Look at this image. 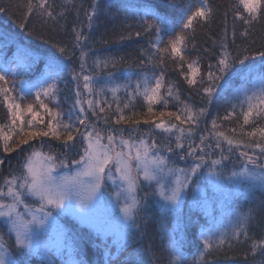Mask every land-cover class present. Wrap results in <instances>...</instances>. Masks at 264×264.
<instances>
[{"label": "snow or ice", "instance_id": "snow-or-ice-1", "mask_svg": "<svg viewBox=\"0 0 264 264\" xmlns=\"http://www.w3.org/2000/svg\"><path fill=\"white\" fill-rule=\"evenodd\" d=\"M177 3L181 6L180 16L173 22L153 4L118 0L102 7L99 0H92L85 12L87 27L92 30L95 20L103 14L113 22L119 21L124 28H131L127 22L135 20L143 33L154 31L155 38L149 44L151 51L142 50L141 55L145 59L139 63L155 69L164 67L166 60L175 62L186 84L189 87L198 85L197 91L203 94L208 104L212 103L214 94L231 91V100L235 102L219 119H235L239 127L229 129L230 135L221 130L217 118H213L209 135L215 140V148L220 150V154L213 158V152L206 151L213 145L205 144L204 135L200 136L198 145H193L190 140L200 118L207 112L206 107L195 109L185 103L177 111L155 110L156 105L167 108L168 97L177 102L180 99L176 85L166 81L163 72L159 75L155 71L145 74L134 84L127 77L124 82H117L118 77L107 72L101 81L97 79L101 69L116 68L127 61L123 57L103 60L97 57L93 61L97 72L85 74L88 71L90 53L87 41L90 36L75 25L72 33L73 48L79 49L78 72L66 63L73 54L66 45L53 42L55 52L39 55L26 45L17 43L10 60L0 58V103L7 110V123L0 124V143L6 154L17 149L24 152L21 145L32 151L25 156L20 174H11L0 184V225L6 229L7 235L6 239L5 232L0 231V264H30L31 258L36 256L43 257L46 264H54L50 256L53 249L61 258V264H86L77 238L58 222L60 216L76 218L103 238L107 245L103 249L105 264H155L156 255L150 245L147 248L136 247L120 259V254L127 251L136 233H140L143 239L141 229L147 227L141 220L148 207L149 193L139 195L142 185L152 189L151 195L158 198L155 202L161 210L159 226L161 239L165 241L167 264H187L188 257L182 251L186 244L185 233L196 222L190 216L184 220L182 205L190 192L194 205L200 206L203 194L199 184L202 180L221 192L225 183L239 185L243 191L229 190L226 201L243 195L248 208L244 212H235L226 203L221 218H209L207 227H201L199 239L202 247L194 256L193 264H201L213 254L222 252L225 245L232 248L234 242H241V237L244 242L250 241L252 255L259 252L264 256V236L256 239L249 233L258 216L264 215V50L251 51L247 45H237L234 24L231 38L236 47L233 52L225 27L215 62L209 63L206 74H201L199 57L188 59L186 49L190 42L195 47L196 28L212 22L214 8L210 0H163L160 6L174 11ZM16 6L23 9L25 21L35 15L42 24L55 25L74 5L72 0H63L57 11L50 0H21ZM232 7L235 9L234 22L239 21L242 25L239 36L241 40H248L253 25L264 20V0H236ZM8 10L0 4V12ZM116 26L114 23L113 28ZM19 27L27 30L26 23ZM142 32L137 30L135 36L140 37ZM27 34L33 36L31 31ZM132 35V32L120 34L119 39H130ZM36 38L43 39V36ZM9 41L14 42L15 38L0 33V51ZM41 61L43 68L35 80L31 83L18 81L19 76L32 71ZM68 75L76 82V99L65 119L58 103L50 107L49 102L58 100L60 84L66 82ZM237 79L240 81L238 88L233 85ZM121 90L127 97L123 102L118 95ZM106 93H111L116 103L115 114L111 116L106 113L112 105L101 99ZM138 98L143 100L145 111L133 110ZM125 110H130V114H125ZM88 112L96 118L95 121L89 119ZM96 121L105 125L110 121L114 125H129V137L123 135L126 129L113 127L107 128L105 136ZM141 124L152 125L170 136L176 133L175 148L181 152L184 141L188 140L187 156L193 163L187 168L177 167L154 140L149 143L143 135L138 140L133 139L132 133L139 132ZM245 126H250L251 130H245ZM41 138L58 141L65 150L63 158L43 151ZM33 140L41 141V149L30 144ZM225 144L228 146L227 154L223 147ZM234 150L239 152L241 166L226 175L225 161L231 159ZM165 151L173 153L174 149L167 146ZM179 158L185 160L186 157L180 155ZM3 164L4 160L0 159V165ZM208 203L205 196L203 207L207 208ZM169 213L174 225L171 229L167 226ZM225 219L227 224L223 222ZM109 236L112 238L110 245L107 244ZM112 247L116 252L111 251Z\"/></svg>", "mask_w": 264, "mask_h": 264}, {"label": "trees", "instance_id": "trees-1", "mask_svg": "<svg viewBox=\"0 0 264 264\" xmlns=\"http://www.w3.org/2000/svg\"><path fill=\"white\" fill-rule=\"evenodd\" d=\"M51 3L59 11L60 7L63 5V0H50ZM118 2V0H99V3L103 7L108 3ZM129 3H147L156 5L158 10L165 13L169 18L175 22L180 16V4L174 6V11H169L168 8L160 6L163 0H125ZM21 3V0H0V4L8 7L7 12H0V33H4L9 37H14L15 41L6 42L7 46L0 51V58L4 60H10L16 49L17 43L26 45L33 52L39 55H45L47 52H55L52 48L53 42H59L62 45H66L70 52L73 53L70 59L66 61L70 69H75L77 72L80 71V61H79V49L73 48L74 35L72 33V28L75 25L77 28H82L85 35H89L90 39L87 41L89 56L87 59L88 71L85 74H95L97 70L93 65V61L98 57L101 60L107 57H123L127 63L118 64L116 68L109 67L108 69H101L97 79L103 81L107 72H113L117 77V82H124L125 77L131 80L133 84L135 81L145 74H151L155 71L156 75L160 72L164 73L165 80L171 81L176 85L179 92V102L175 99L168 97V107L163 108L162 105L154 106L155 110L164 111H177L179 108L183 107V104H188L199 109L200 107H206L207 112L199 120L198 126L194 128L193 135L190 140L195 145L200 143V136L204 135L206 137V143L212 144L211 149H206V151L213 152V158H216L220 154V150L215 148V140L209 135L212 131L211 121L213 118H217V123L221 125V130L228 132L231 128H238L236 120L224 121L219 119L226 114L229 110L231 103L235 102L231 100V91L226 92L221 95H215L211 104H208L207 99L203 97L201 92L197 91L198 85L194 87H189L184 81L183 77L180 75V71L177 69L175 62L166 60L164 67H157L153 69L151 65L144 64L141 65L139 61L145 59L141 55V51L146 52L151 51L149 44L150 41L154 40L155 32L143 33L141 29H138L135 20H130L127 23L131 24V28H124L119 24V21L113 22L110 18L101 14L93 24L92 30L87 27L88 21L85 15L86 10L92 3V0H72V5L66 12L65 18H63L59 24L53 25L49 23L48 25L42 24L41 20L33 15L27 21L23 17V9L17 7ZM212 7L214 8L215 15L210 24L204 25L203 27H197L194 34V44L190 42L188 48L186 49V56L188 59H195L199 57L201 74H206L208 71L209 63L215 62V55L220 51V40L224 34L225 27L228 30V43L230 50L235 51V45L232 44L231 31L233 25L235 24V30L237 33L236 44L240 46L247 45L251 51H261L264 50V20L253 25L250 31V38L248 40H241L239 32L242 30V25L239 21L233 20V11L235 10L232 5L236 3V0H210ZM242 10V9H241ZM77 13L79 14L77 17ZM21 23H26L27 30L21 29L19 25ZM117 26L113 28V24ZM140 30L142 35L140 37L135 36V32ZM28 31L33 32V36H29ZM128 32H132L133 35L130 39L120 40L119 35H127ZM43 36V39H38L36 37ZM167 36L164 37L167 40ZM44 41H48L45 43ZM107 41V42H105ZM215 41V44H214ZM205 49L208 51L205 52ZM59 55V53H57ZM259 59V57H257ZM15 66V65H12ZM43 68V62L41 61L37 64L34 69L30 72H25L23 75L19 76L17 79L24 80L26 83H31L35 80ZM186 70V66H185ZM234 87L238 88L240 86V81H233ZM19 87V84L17 85ZM100 85H97L99 87ZM75 89L76 82L72 80L71 76L66 77V82L60 84V91L58 94V100L52 101L50 107L58 103L59 110L65 113V119L67 118V113L71 109L72 105L75 103ZM81 92L82 82H81ZM121 101L126 100V93L121 90L118 93ZM101 99H106L111 105V110L107 111V115L111 116L115 114L116 103L113 101L111 93H106ZM122 106V104H121ZM87 108V105H85ZM137 112L145 111L146 106L142 99H137L135 101V108L133 109ZM99 110L97 109V112ZM239 111V110H237ZM43 114V113H42ZM125 114H130V110H125ZM104 115V114H101ZM88 117L90 120L95 121L96 118L92 117L91 112H88ZM75 119V116H73ZM167 119V118H165ZM242 123V120L240 121ZM7 123V110L4 108L3 104L0 103V124ZM97 127L102 129L104 135H107V128H123L126 129L123 133L125 138L129 137L130 126L129 125H114L109 122V125L103 124L102 121H96ZM178 123V122H176ZM188 127V125H185ZM245 130H251L250 126H245ZM152 125L141 124L139 126V132L137 137L145 135V138L151 143L153 140L158 146L166 141L167 145L161 151L162 153H167L165 151L167 146H172L175 150V135L173 133L171 136L164 132H158ZM228 134L231 135L230 132ZM43 143V151L55 153L58 158H63L64 149L58 141L50 140L49 138H41ZM162 140V141H161ZM189 141L185 140L184 144H188ZM36 149H41V141L33 140L30 141ZM51 145V147H50ZM225 154H227V145L224 146ZM25 151L21 152L20 149L12 153H5L3 151L2 143H0V159L4 160V164L0 165V184H3L4 178L9 177L11 174H20L21 165L24 157L32 150L26 145H21ZM251 151V150H248ZM239 152H233L231 159L225 161L226 168L232 169L241 166V161L238 159ZM77 159V156L75 157ZM180 159V158H178ZM258 197L260 193L256 194ZM227 204H230L235 212H244L248 208V203L243 195H236L232 197ZM223 206H214L212 216L221 218L223 215ZM191 217L196 223L189 226L186 229L185 238L186 244L182 249L184 255L188 257L187 264H193V258L201 249L202 245L199 239V233L201 227H207V221L209 216L205 215L200 209L189 210L183 212L184 220ZM161 217V210L156 205H149L144 213H142L141 223H145L147 227L141 229L144 233L143 239L140 238V233H136L133 242L130 244L126 252L120 254V259H124L129 253L133 251L134 248L143 246L147 248L151 246V250L156 255L155 264H167V255L164 251L165 241L161 239L159 220ZM62 222L67 226L70 235L77 238V242L82 250L83 259L86 264H105L104 247L107 246L102 237L96 235L91 230L86 227L81 226L79 223L73 219H68L66 216H60ZM227 224V220L223 221ZM167 226L171 229L174 225L172 223V215L167 214ZM0 231L5 232V238L7 239L6 229L3 227ZM249 233L256 239L264 236V215L258 216L257 220L249 228ZM111 237L107 238V244H111ZM14 242V238L13 241ZM94 245H98L96 247ZM112 252H116L115 247L111 248ZM247 257L245 258V254ZM51 259L54 264H61V258L57 255L50 254ZM65 258H67L65 256ZM17 259H20L19 257ZM30 264H46L43 257L36 256L32 257ZM201 264H264V256L259 252L256 255L251 254L250 241L244 242L243 237H241V242H234L232 248H228L226 245L224 250L218 254H213L210 259H207Z\"/></svg>", "mask_w": 264, "mask_h": 264}, {"label": "rangeland", "instance_id": "rangeland-1", "mask_svg": "<svg viewBox=\"0 0 264 264\" xmlns=\"http://www.w3.org/2000/svg\"><path fill=\"white\" fill-rule=\"evenodd\" d=\"M158 132H163L161 130H159ZM139 134L138 132L136 133H132V138L133 139H140V137H137ZM143 136L145 137V135L143 134ZM162 141V140H161ZM163 143H161V145L159 146L160 150L162 151L164 149V147L167 145V142L166 141H162ZM200 144V143H198ZM198 144H195V145H198ZM205 144L206 143V140H205ZM194 145V144H193ZM32 151V150H31ZM30 151V152H31ZM187 151H188V144H184V150L183 152H181L179 149H176L173 151V153H163L164 155L166 156H169L170 157V161L171 162H174L175 165L177 167H180V168H187L189 167L192 163H193V160L191 157H188L187 156ZM29 152V153H30ZM180 155H185V160H181V159H178L180 157ZM25 158V157H24ZM79 157L77 156V159ZM24 161V159H23ZM22 161V162H23ZM231 170H238L237 168H232V169H229L226 168V175H227V172L228 171H231ZM59 171V170H58ZM204 179L206 180L207 177L205 175ZM199 188L201 189V192H202V196L200 197V206H195L194 205V201H193V196L192 194L189 192L186 194L185 198H184V202H183V205H182V210L183 212H187L189 210H194V209H200L205 215L211 217L212 216V213H213V208L214 206H223L224 204H226V202H228V200L226 201V197H227V193L229 190L231 191H237V192H242L243 189L239 186V185H235V184H231V183H225L224 185V191L221 192L219 191L214 185H210V184H205L203 182V180L201 181V183L199 184ZM149 193V198H148V206L149 205H156L159 207V205L155 202L156 197L152 196L151 195V192H152V189L148 188L147 185H142L141 187V190L139 192V195L140 196H143L144 193ZM105 195L107 196V192L105 193ZM207 197L208 200H209V203H208V206L207 208L203 207V204H204V197ZM234 197V196H233ZM22 210V209H21ZM55 214V213H54ZM68 219H73L74 221H76L77 223H79L81 226L83 227H86L88 228L86 225H83L79 222V220H77L76 218L74 217H71V216H67ZM58 222L67 230V232L69 233L68 229H67V226L62 222V219H60L58 217ZM3 226L0 225V229L2 228ZM89 229V228H88ZM91 230V229H89ZM92 231V230H91ZM93 232V231H92ZM94 233V232H93ZM111 237V236H109ZM112 239V238H111ZM55 254V250L53 249L52 250V253L50 254Z\"/></svg>", "mask_w": 264, "mask_h": 264}]
</instances>
